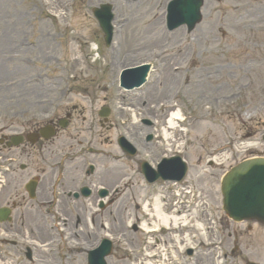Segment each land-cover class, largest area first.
Masks as SVG:
<instances>
[{
	"label": "rangeland",
	"instance_id": "rangeland-1",
	"mask_svg": "<svg viewBox=\"0 0 264 264\" xmlns=\"http://www.w3.org/2000/svg\"><path fill=\"white\" fill-rule=\"evenodd\" d=\"M96 1L78 0L79 5L74 17L68 19L70 27L63 29L66 21L64 17L59 18L58 22L50 20V16L59 13L54 8L57 0H0V109L5 106L7 99L9 100L7 91L15 92L16 99H20L18 96L25 93L31 95L32 90L41 91L46 95L49 90H57L59 84L64 86L63 80L74 67L83 74L99 73L96 70L89 71L80 60L74 61L75 57L82 56L86 50L73 42V35L82 36L97 44L101 42V35L86 11L91 5L90 2L95 4ZM130 2L127 1L125 4L127 9L117 6L119 11L117 13L121 17H128L131 21L121 35L117 33L116 44L110 54L118 62H115L111 71H108L107 79L110 81L111 75L122 66V61H127V65L150 61L153 69L156 70L164 63H169L168 65L182 66L186 70L185 66L189 62L191 52L194 51L196 63L216 66V69L211 70L213 78H206L202 84H196L194 87L184 88L177 101L186 107L185 110L190 115L197 117L200 115L203 118L204 115H210L212 112L211 116L215 115V118H211L209 122L216 126L212 127L204 122L187 129V139L190 141L189 157L195 159L201 153L202 141H211L207 145L211 147L213 144L232 141L233 136L237 137L245 133L253 134L252 140L257 141L264 133V31H254L253 27L257 24L264 26V1L258 2L257 10L254 11L257 12L254 13L253 18L248 17L247 25L241 27L235 25L242 21L237 20L238 13H235L234 9L236 6H247L249 4L247 0H223L222 3L209 0L205 9L207 20L193 35L185 36L184 41L179 40V36L171 39L162 38L161 16L157 12L145 14L143 11L151 8H148L147 3L142 0H137L136 3ZM63 3L64 0H61L62 5ZM44 5L49 7L44 9L42 8ZM129 12L136 14L132 17ZM141 13L146 16L142 15L138 18ZM252 20L255 25L249 27ZM240 38L243 40L240 41ZM178 41L185 42L184 46L178 48ZM235 41H240V44L233 46ZM261 46L262 49L259 50ZM101 50V56L109 54L105 48ZM159 53H164L166 56L162 61L159 60ZM246 53L250 55L247 59ZM29 57H32L36 63H31ZM162 70L160 69L161 72ZM52 72L56 74L55 76L60 75L59 82L55 80V76L53 81L45 77L50 76ZM192 74L193 70H191ZM186 77L193 79L187 72L177 76L169 75L166 71L160 79L154 76L152 83L158 81L157 85L146 87L136 95V98L141 100L139 106L146 101V107L141 109L140 113L149 115L148 105H154L159 100H167L173 91H180ZM207 79L217 81L214 85L210 83L213 87L211 105L201 104L202 100H198L203 94H209V91L204 90L205 84L209 82ZM237 82H240L237 84L238 87L234 85ZM248 85L250 87H247ZM239 88H242V93L238 100L235 96L229 102L220 101V97L228 92L238 90L237 92L240 93ZM215 98L219 103L215 102ZM204 106H209L208 112H205ZM17 107L14 109L16 110ZM243 111L245 114L241 115ZM205 147L206 145L203 149ZM233 164L228 163L227 167ZM223 170L219 172L220 176L225 171ZM123 206L122 214L128 223L131 220L132 209H127L125 204ZM219 206L220 204H217L215 207ZM46 224L48 226V223ZM46 236L44 235V241L49 237ZM126 238L132 243V232L128 233ZM59 257L61 258L60 253ZM47 259L48 264H79L80 257L72 255L71 262L66 263L51 255H48ZM7 262L13 264L0 257V264Z\"/></svg>",
	"mask_w": 264,
	"mask_h": 264
},
{
	"label": "bare ground",
	"instance_id": "bare-ground-1",
	"mask_svg": "<svg viewBox=\"0 0 264 264\" xmlns=\"http://www.w3.org/2000/svg\"><path fill=\"white\" fill-rule=\"evenodd\" d=\"M178 118V115L177 114H172L171 118L169 119V121L166 123V128H169V129H173L174 128V123H173V118ZM164 136L167 138V133L164 132ZM155 217L157 218V222L160 223V222H163L162 224H165L166 222H168L170 219L169 218H166V216L160 214L159 212V209H156V214H155ZM172 221V220H171ZM173 222H176V220H174L173 218ZM157 227V225H155L153 228Z\"/></svg>",
	"mask_w": 264,
	"mask_h": 264
}]
</instances>
